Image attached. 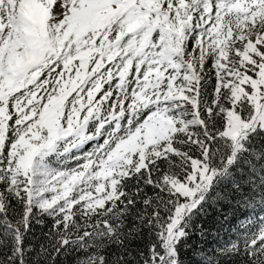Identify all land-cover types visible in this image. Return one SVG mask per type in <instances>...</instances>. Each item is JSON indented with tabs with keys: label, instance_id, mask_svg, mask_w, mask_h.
I'll list each match as a JSON object with an SVG mask.
<instances>
[{
	"label": "snow or ice",
	"instance_id": "obj_1",
	"mask_svg": "<svg viewBox=\"0 0 264 264\" xmlns=\"http://www.w3.org/2000/svg\"><path fill=\"white\" fill-rule=\"evenodd\" d=\"M0 264H264V0H0Z\"/></svg>",
	"mask_w": 264,
	"mask_h": 264
}]
</instances>
